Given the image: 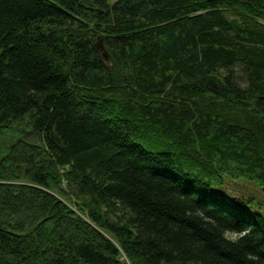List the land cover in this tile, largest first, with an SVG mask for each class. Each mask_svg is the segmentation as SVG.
<instances>
[{
    "label": "trees",
    "instance_id": "16d2710c",
    "mask_svg": "<svg viewBox=\"0 0 264 264\" xmlns=\"http://www.w3.org/2000/svg\"><path fill=\"white\" fill-rule=\"evenodd\" d=\"M225 178L264 193V0H0V264H264Z\"/></svg>",
    "mask_w": 264,
    "mask_h": 264
},
{
    "label": "rangeland",
    "instance_id": "374dc122",
    "mask_svg": "<svg viewBox=\"0 0 264 264\" xmlns=\"http://www.w3.org/2000/svg\"><path fill=\"white\" fill-rule=\"evenodd\" d=\"M110 3L113 0H109ZM219 192L226 195L227 198H254V202L258 203L256 206L258 212L264 216V193L262 188L254 181H248L244 178L228 179L225 178L224 184L218 188Z\"/></svg>",
    "mask_w": 264,
    "mask_h": 264
},
{
    "label": "water",
    "instance_id": "95a60500",
    "mask_svg": "<svg viewBox=\"0 0 264 264\" xmlns=\"http://www.w3.org/2000/svg\"><path fill=\"white\" fill-rule=\"evenodd\" d=\"M103 57H104V59H105L108 63L110 62L109 57H108L107 54L104 53V52H103Z\"/></svg>",
    "mask_w": 264,
    "mask_h": 264
}]
</instances>
